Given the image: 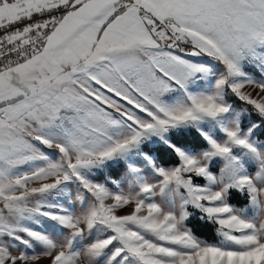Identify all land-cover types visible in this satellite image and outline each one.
Masks as SVG:
<instances>
[{"label":"snow or ice","instance_id":"snow-or-ice-1","mask_svg":"<svg viewBox=\"0 0 264 264\" xmlns=\"http://www.w3.org/2000/svg\"><path fill=\"white\" fill-rule=\"evenodd\" d=\"M0 264H264V0H0Z\"/></svg>","mask_w":264,"mask_h":264}]
</instances>
